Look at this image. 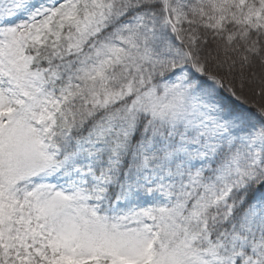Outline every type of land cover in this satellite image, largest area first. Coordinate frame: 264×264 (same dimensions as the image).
Masks as SVG:
<instances>
[{
	"label": "snow or ice",
	"instance_id": "1",
	"mask_svg": "<svg viewBox=\"0 0 264 264\" xmlns=\"http://www.w3.org/2000/svg\"><path fill=\"white\" fill-rule=\"evenodd\" d=\"M0 264H264V0H0Z\"/></svg>",
	"mask_w": 264,
	"mask_h": 264
}]
</instances>
